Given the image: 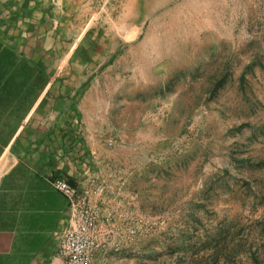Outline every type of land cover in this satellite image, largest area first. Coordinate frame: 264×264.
Wrapping results in <instances>:
<instances>
[{
    "label": "rangeland",
    "instance_id": "rangeland-1",
    "mask_svg": "<svg viewBox=\"0 0 264 264\" xmlns=\"http://www.w3.org/2000/svg\"><path fill=\"white\" fill-rule=\"evenodd\" d=\"M128 52L78 123L108 250L264 264V0H168Z\"/></svg>",
    "mask_w": 264,
    "mask_h": 264
},
{
    "label": "crops",
    "instance_id": "crops-1",
    "mask_svg": "<svg viewBox=\"0 0 264 264\" xmlns=\"http://www.w3.org/2000/svg\"><path fill=\"white\" fill-rule=\"evenodd\" d=\"M168 0H0V264H64L69 213L48 176L90 189L79 121L98 77L120 70ZM118 68V69H117ZM100 221L105 206L93 196ZM100 264H130L98 250Z\"/></svg>",
    "mask_w": 264,
    "mask_h": 264
},
{
    "label": "built area",
    "instance_id": "built-area-1",
    "mask_svg": "<svg viewBox=\"0 0 264 264\" xmlns=\"http://www.w3.org/2000/svg\"><path fill=\"white\" fill-rule=\"evenodd\" d=\"M47 178L68 202L69 213L58 233L56 254L64 264H100L95 256L98 250L119 249L120 240L116 237L119 227L109 216L99 220L89 190L79 189L65 177L49 175ZM100 191L96 188L98 194ZM134 233L129 229V236Z\"/></svg>",
    "mask_w": 264,
    "mask_h": 264
}]
</instances>
